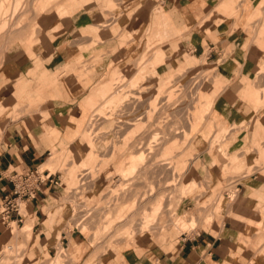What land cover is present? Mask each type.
Here are the masks:
<instances>
[{
	"label": "rangeland",
	"instance_id": "1",
	"mask_svg": "<svg viewBox=\"0 0 264 264\" xmlns=\"http://www.w3.org/2000/svg\"><path fill=\"white\" fill-rule=\"evenodd\" d=\"M13 1L8 0L10 7L16 2ZM63 2L66 1L24 0L20 16L24 15L13 21L14 32H10V27L9 31L0 34V65L9 49L22 48L19 44L29 37L31 38L27 44L31 43L33 49L38 47L41 32L51 44L53 34L60 31L59 24L56 30H49V34H46L39 27L38 18L42 14L57 12V7L61 10L58 14L65 15L61 5ZM112 3L116 8L109 7L105 0H95L89 8L96 11V30L104 33L107 27L109 31L102 38L114 36L118 40L117 54L123 55L122 59H117L116 64L113 63L114 59L111 62L110 79L97 86L102 88L112 78H116L110 95L113 97L118 93L112 101L122 97L121 103L119 106H112L109 103L111 96L101 98L99 91H92L90 96L96 95L95 102L80 114L89 94L82 100L69 119L71 126L76 125L80 119L83 120L81 133L74 135V141L62 142L51 148L48 160L56 157L55 165L47 168L44 163L29 180L35 186L38 184L37 180H45L42 171L55 173L53 182L48 183L52 194L47 191L46 197H41L37 202L38 207L33 203L32 217L37 211L34 215L38 218L34 217L32 233L23 236L16 232L0 243V264H24L33 248L37 251V259L33 264H52L53 259L62 251L61 264H102L101 258L104 255L126 249L141 254L155 247L156 250L176 254L180 242L196 233L207 231L218 235L221 230L229 228L238 232V227L232 225V219H237L236 214L241 209L234 210L244 203V198H251L248 195L252 190L264 192V179L260 176L259 168H252L246 160H242L248 151L254 153L252 146L246 143V138V146H239L238 143L233 145L241 131L245 135H253L251 121L245 120L244 124L234 122L232 126L225 127L213 116V120L207 122L217 100L210 96L209 106L205 107L196 122L197 107L203 100L202 93L206 94L218 75L219 64L225 60V56H221L222 61L219 63H209L206 60L209 51L190 52L183 51L181 47L176 50L174 43L170 47H163L165 42L152 44V34L146 36L145 32H151L152 22L156 21V14L153 15L154 19L150 14L153 3L148 0L145 3L148 7L144 11L139 8L142 0H113ZM24 5L28 9H24ZM243 8L247 10L246 7ZM243 8L241 5H234V16ZM128 14L133 15L125 24L122 34L123 29L117 28V25L121 17L126 18ZM143 15H147L144 26L139 23ZM202 27L200 32H203ZM26 31L27 34L24 33ZM141 32H144L142 37ZM124 36L125 39L122 38ZM174 36L167 35L159 41ZM207 36L211 38L210 34ZM178 39L180 40L179 37ZM100 42L97 38L96 42L91 43L93 51H97H92L90 60L81 57L74 65L72 62V65L67 63L58 68L57 79L71 77L70 82L65 85L72 96L77 93L71 88L75 84V78L72 77L82 75L83 71L87 73L89 61L91 65L101 64L103 57L107 55L99 50L102 46ZM82 48L83 46L79 49L78 56H83ZM166 48L170 49L169 53L160 61L156 60V54ZM47 52L51 55L49 58L38 56L37 59L41 60L42 67L53 71L57 68L52 48ZM33 53V50L29 52L31 56ZM255 59L257 67L263 66L259 71L262 74L257 75L256 68L252 72V83L258 96L256 100H260L261 94L264 97V51L256 52ZM32 64L34 66V61ZM47 71L41 73L40 80L50 82L41 83L40 90L49 89L45 84L53 83L50 79L55 74L47 75ZM32 74L35 75V72ZM233 85L234 81H225L220 94ZM48 101L50 100L42 99L32 104L22 101L15 111L43 103L40 108L31 111L34 114L49 108L51 105ZM256 111L258 113H255V118L263 121L264 99ZM9 115L6 114L4 118ZM22 115L23 113L12 118L17 119ZM90 128L96 134L95 137L88 134ZM133 133V138L125 147L126 137ZM148 144L155 145L152 152L147 149ZM87 146L94 152L92 160L87 167H81L76 163L71 148L83 150ZM261 147L264 154V143ZM96 188L100 192L93 197ZM48 198H54V202L44 211L42 208ZM254 198V202L247 206L250 208L249 212H244V216L239 218L244 221L243 225L247 222L245 228L239 229L246 235L244 239L251 242H241L237 246L259 251L253 261L259 263L263 261L257 258L264 253V195L259 194ZM25 202H19L20 212ZM61 214L63 219L57 224ZM179 219L185 222L183 231L176 224ZM14 220L15 218L7 222L0 221V236L13 223L19 231L27 222L23 216L20 223ZM83 228H86L85 231ZM56 235L58 239H52ZM143 235L149 236L148 245L138 252L133 245ZM162 236L168 237V240L163 241Z\"/></svg>",
	"mask_w": 264,
	"mask_h": 264
},
{
	"label": "crops",
	"instance_id": "2",
	"mask_svg": "<svg viewBox=\"0 0 264 264\" xmlns=\"http://www.w3.org/2000/svg\"><path fill=\"white\" fill-rule=\"evenodd\" d=\"M65 1L61 3L65 15L60 16L57 12L52 11L40 15L38 18V25L46 34H49V30H56L59 24L60 31L53 34L54 38L51 44L41 32L39 46L32 49L34 51L32 56L29 54L28 46L31 43L27 44L31 38L29 37L19 44L22 48L9 49L0 65V115L5 117L6 114H10L7 118L3 117L0 120V204L4 198L13 197L14 184L19 179H25L47 162L51 155V148L62 142L68 143L76 139L74 136L76 128L69 124L73 112L88 94L90 96L92 91L96 93L101 89V86H97V84L110 79L112 70L110 64L113 59V63H117L119 57L123 58V55L117 54L119 52L118 40L114 36L102 38L109 31L106 29L107 27H105L104 33L96 30V11L89 8L95 0ZM105 1L112 9L116 8L112 3L113 0ZM147 1L142 0L139 5L141 10L147 9L148 5H145ZM150 1L153 3L150 14L152 18L156 14V21L152 22L153 30L145 33L146 36L152 34L151 38L154 40L152 44L165 42L163 47H170L174 43L177 46L176 50H180L181 47L183 51H209L206 57L209 63H219L222 61L221 56H225V60L219 64L218 75L206 90V94L202 93L203 100L198 106H201L203 112L205 107L209 106L210 96H212L217 100L211 112L212 116L207 122L212 121L213 116L225 127L232 126L234 122L244 124L245 120L251 121V126L254 129L253 135H245V132L241 131L233 145L238 143L239 146H246V144L244 145L246 138V143L252 146L254 153L251 154V151H248L242 160H246L252 168H259L260 176L264 179V154L263 147H261L264 141H260L264 140V120L255 118V113H258L257 107L264 97L261 94L260 100H256L258 96L254 91L255 85L252 83L254 68H256L257 75L262 74L259 71L263 68V66L257 67L255 56L256 52L264 51V0ZM236 4L241 5L242 8L246 7L247 10L240 9L237 16H234V5L236 7ZM132 15L128 14L126 18L122 16L118 22L117 28L123 29L122 34L125 24ZM190 20H192L191 24ZM215 21L218 23L215 24ZM146 22L147 15H143L139 23L144 26ZM201 26H203V32H200ZM135 29H138V26H135ZM25 33L27 34V31ZM207 34H210L211 38ZM140 35L142 37L144 32H141ZM167 35L175 36L159 41ZM178 37L180 40H177ZM97 38L101 40L100 44L102 45L99 50H103L107 55L103 57L101 64L91 65L89 61L87 73L83 71L82 75L72 77L75 78V84L71 85L72 91H77L72 96L69 88L65 85L70 82L71 77L67 76L63 80L61 77L57 79L58 68L66 66L67 63L72 65V62L74 65L76 61H80L81 57L90 60L93 51L90 45L92 42H96ZM122 38L125 39V36ZM81 46H83L84 53L83 56H78ZM49 48H52L53 61H56L57 69L53 71L42 67L41 60L37 59L38 56L49 58L51 56L47 52ZM169 50L166 48L160 51L154 58L160 61L163 56L169 53ZM38 51L40 52L37 53ZM96 51L97 49L93 52ZM32 61H34V66ZM186 63L189 61L186 60ZM44 70H48L50 73L55 72V86L51 89L40 90L41 83L50 82L46 79L40 80V75ZM33 72L35 75L32 74ZM225 81H234L235 85L220 94ZM79 90L81 91L78 92ZM219 94L220 96H218ZM42 99L50 100L48 103L51 106L34 114L31 111L40 108L43 103L15 111L16 106L22 101L32 104ZM22 113L23 115L17 119L12 118ZM204 131H206L205 128ZM57 133L58 135H56ZM250 158H253L252 162L249 161ZM54 174L44 171L45 182L36 186L37 191L34 198L23 200L29 204L32 210L33 203L37 204L41 197H46L47 191L52 194L51 186L48 183L53 182ZM255 192L252 190L248 195L251 198H244V203L234 210L235 212L241 209L240 214H236L237 219H232V225L238 227V232L229 228L221 230L218 235L207 231L196 233L180 242L176 254L165 252L159 248L156 250L155 247L151 251H144L141 254L131 249L110 252L101 258L102 264H264V253L257 258L263 262H253L259 251L237 246L241 242H251L244 239L246 235L239 229V227L245 228L247 222L246 225H243L244 221L239 218L244 216V212H249L250 208L247 206L254 202L255 196L264 195V192L258 189ZM34 213L36 214L37 211ZM34 213L35 219L38 218ZM233 215L235 216V213ZM161 238L163 241L168 240L166 236ZM4 241L2 233L0 243ZM148 241V235L140 236L134 242L135 249L141 252L148 245ZM32 253L26 258L24 264L35 263L37 251L35 252L33 248Z\"/></svg>",
	"mask_w": 264,
	"mask_h": 264
},
{
	"label": "bare ground",
	"instance_id": "3",
	"mask_svg": "<svg viewBox=\"0 0 264 264\" xmlns=\"http://www.w3.org/2000/svg\"><path fill=\"white\" fill-rule=\"evenodd\" d=\"M16 1V2H15ZM15 2V4L14 5H12L11 7H10V3L8 4V0H0V34L1 33H6L7 32V30L11 27V29H12V27L14 26V24H13V21L16 19V18H21L22 17V15H24V14H21V16H20V13H23V10H22V12H20V10H21V8H22V4H24L23 2H24V0H14L13 1V3ZM28 3H29V1H28ZM26 4V3H25ZM26 7H27V5H26ZM24 9H28V8H25V5H24ZM57 9V13L58 12H60L61 10L59 9V7H57L56 8ZM42 10V9H41ZM25 11V10H24ZM28 10H26V12H27ZM25 12V13H26ZM36 13V12H35ZM35 13H34V15H35ZM37 17H38V14H37ZM36 17V18H37ZM18 20V22H21V20L20 19H17ZM20 20V21H19ZM15 27V26H14ZM20 27V26H19ZM30 27V26H29ZM14 30H16V29H14ZM9 31V30H8ZM13 31V29L10 31V32H12ZM22 31V30H21ZM14 32V31H13ZM25 33V32H24ZM18 34H21V33H18ZM17 34V35H18ZM26 34V33H25ZM24 35V34H23ZM20 36V35H19ZM18 37V36H17ZM10 38V37H9ZM16 39V38H15ZM8 40V39H7ZM22 40V39H21ZM29 48H30V51L33 49V45L31 44L30 46H29ZM47 75H54L55 74V72H52V73H50V71L48 72L47 71V73H46ZM50 80H52V82L53 83H50V84H45V86H47V88H49V89H51L53 86H55V83H54V78H51ZM113 81H117V79L116 78H112V80L110 81V82H108V83H106V84H104L103 86H102V88L99 90V93L101 94L100 96H101V98L102 97H105V96H111V102H109L112 106H119L120 105V101H121V98L122 97H119L116 101H112V98H114L115 96H117L118 95V93L115 95V96H113L112 97V95H110V91L112 90V86L114 85L113 84ZM95 100H96V95H91V96H89V97H87L86 98V100H85V103H84V107L85 108H81L80 109V114H83V112L87 109V107H88V105H90V104H92L93 102H95ZM202 113V109H201V106H198L197 107V111H196V122L199 120V116H200V114ZM3 115H0V120H2L3 119ZM82 118V117H81ZM92 121V120H91ZM121 123H122V121H120ZM82 123H83V120L82 119H80L79 120V122L76 124V125H74L75 126V128H76V131H74V135H76V136H78L80 133H81V127H82ZM93 128V127H92ZM92 128H90L89 129V132H88V134L90 135V136H96V134L94 133V131H93V129ZM133 135H134V133L133 134H131V135H128L127 137H126V139H125V141H124V146L126 147L127 145H129V140L130 139H132L133 138ZM153 143V142H152ZM155 145H152V144H148L147 145V149L150 151V152H152V148L154 147ZM72 149V152H73V154H74V156H75V160H76V163H78V164H80V166L81 167H87L88 165H89V163L91 162V160H92V158H91V156L93 155V151H92V149H91V147H89V146H87L86 148H84L83 150H75L74 148H71ZM56 161H57V158L56 157H53V158H51L50 160H48L45 164H44V166L45 167H47V168H52L54 165H55V163H56ZM167 161V160H166ZM250 162H252V159H250L249 160ZM166 163V162H165ZM164 164V163H163ZM167 164V163H166ZM165 165V164H164ZM161 166V165H160ZM78 167V166H77ZM165 167H166V165H165ZM170 167H168V169H169ZM45 171H47V170H45ZM42 175H44V171H42ZM99 192H100V189L99 188H96L95 189V191H94V193H93V197H96L98 194H99ZM230 201H232V200H230ZM244 201V200H243ZM54 202V198H48L47 200H46V203L43 205V210L45 211L46 209H47V207L51 204V203H53ZM48 209H49V207H48ZM51 209V208H50ZM20 214L25 218V220L27 221L26 222V224H25V226L23 227V228H21L19 231L17 230V228L15 227V225H14V223H13V225L9 228V229H7V230H5V231H3V238L5 239V240H7V238H8V236L9 235H11V234H14V233H16V232H20V235H23V236H26V235H29L30 233H32V231H33V227H34V224H35V222H34V217H32V209H31V207L29 206V204L28 203H23V206H22V209H21V212H20ZM237 214H240V213H237ZM211 216V215H210ZM209 216V217H210ZM47 217V216H46ZM46 217H45V219H46ZM48 217H49V215H48ZM47 217V219H49ZM119 218H120V216H118ZM117 217V218H118ZM45 219L43 220V223H42V226H43V230H44V223H45ZM62 219H63V215L61 214L60 216H59V218H58V221H57V224H60L61 223V221H62ZM176 224H178V226H179V228H180V230H184L185 229V222H184V220H182V219H179V220H177V222H176ZM165 228V226L163 227V229ZM84 229V228H83ZM86 229V228H85ZM85 229L83 230V231H85ZM143 229V228H142ZM46 233H47V236H49V234H48V231H46ZM52 239H54V240H57L58 239V236L56 235L54 238H52ZM131 245V244H130ZM134 246V245H133ZM61 252V251H60ZM63 253V251L61 252V253H58V256H56L54 259H53V261H52V264H61L62 263V261H61V259H62V254Z\"/></svg>",
	"mask_w": 264,
	"mask_h": 264
},
{
	"label": "built area",
	"instance_id": "4",
	"mask_svg": "<svg viewBox=\"0 0 264 264\" xmlns=\"http://www.w3.org/2000/svg\"><path fill=\"white\" fill-rule=\"evenodd\" d=\"M35 172H37V170ZM35 172H32L25 179H19L14 184L12 198L6 197L3 199L2 203L0 204V221L7 222L11 218H15V222H22L19 202H22L24 199H33L35 192L37 191L36 186L45 182V180L39 179L37 180L38 184L33 186L29 180L32 174Z\"/></svg>",
	"mask_w": 264,
	"mask_h": 264
}]
</instances>
